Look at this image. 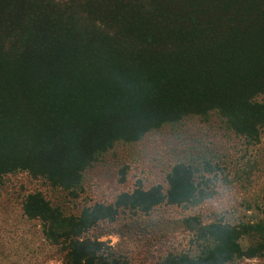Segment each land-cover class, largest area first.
Returning a JSON list of instances; mask_svg holds the SVG:
<instances>
[{
    "label": "trees",
    "instance_id": "trees-1",
    "mask_svg": "<svg viewBox=\"0 0 264 264\" xmlns=\"http://www.w3.org/2000/svg\"><path fill=\"white\" fill-rule=\"evenodd\" d=\"M264 0H0V181L25 172L76 194L86 171L189 117L217 114L238 136L264 131ZM176 165L167 189L138 188L79 215L28 196L25 215L68 264H126L90 238L124 211L149 214L204 196ZM195 254L161 264H233L264 257V222L185 220ZM258 243L247 249L246 238Z\"/></svg>",
    "mask_w": 264,
    "mask_h": 264
},
{
    "label": "rangeland",
    "instance_id": "rangeland-1",
    "mask_svg": "<svg viewBox=\"0 0 264 264\" xmlns=\"http://www.w3.org/2000/svg\"><path fill=\"white\" fill-rule=\"evenodd\" d=\"M264 103V96L258 99ZM178 164L198 173L204 196L185 206L162 205L149 214L124 211L103 223L90 238L108 243L126 264H161L170 255L195 254L185 220L230 225L264 222V131L258 141L235 134L217 114L189 117L149 133L137 143H118L84 175L76 194L19 172L0 181V264H68L51 244L43 225L25 215V201L40 194L66 215H79L96 204L112 205L125 193L154 186L167 189ZM246 238L247 249L257 244ZM233 264H264V257Z\"/></svg>",
    "mask_w": 264,
    "mask_h": 264
}]
</instances>
